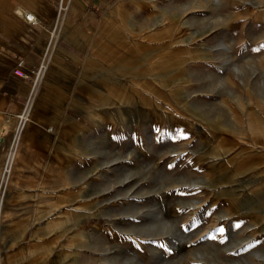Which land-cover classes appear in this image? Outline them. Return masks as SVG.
Masks as SVG:
<instances>
[{"label": "rangeland", "instance_id": "1", "mask_svg": "<svg viewBox=\"0 0 264 264\" xmlns=\"http://www.w3.org/2000/svg\"><path fill=\"white\" fill-rule=\"evenodd\" d=\"M122 9L2 128L0 264H264V0Z\"/></svg>", "mask_w": 264, "mask_h": 264}, {"label": "crops", "instance_id": "2", "mask_svg": "<svg viewBox=\"0 0 264 264\" xmlns=\"http://www.w3.org/2000/svg\"><path fill=\"white\" fill-rule=\"evenodd\" d=\"M124 1L0 0V164H7L15 150L13 139L2 137V128L5 126L8 134L9 126L13 129L18 125L16 113L25 112L31 94L30 83L13 73L16 63L24 60V71L30 72L45 56H49V61L54 56L57 62L64 58L71 59L73 50L88 44L95 28L102 25L108 14L122 16ZM22 11L33 12L39 23L30 25L22 16ZM52 33H55L54 37ZM105 52L102 50L101 55ZM43 91L41 89L37 100L34 99L35 104ZM40 133L43 134L39 130ZM24 139L27 140L21 142L20 146L37 144L35 138ZM10 171L8 169L7 173ZM6 226L12 229V239L19 222L13 220Z\"/></svg>", "mask_w": 264, "mask_h": 264}, {"label": "built area", "instance_id": "3", "mask_svg": "<svg viewBox=\"0 0 264 264\" xmlns=\"http://www.w3.org/2000/svg\"><path fill=\"white\" fill-rule=\"evenodd\" d=\"M22 16L24 19L32 26H36L39 21L38 18L35 16V14L31 12H21ZM55 33H52V36L54 37ZM57 39V38H56ZM48 58V57H47ZM48 62L49 60L42 59L41 62L37 63L30 72H25L24 71V66H25V61L24 60H19L16 63L15 69H14V75L18 78H21L23 80H26L30 83L31 87V94L30 98L28 100V106L25 109L24 114L30 110L31 104L34 102V99L43 84L44 77L46 76L47 73V68H48ZM28 110V111H27ZM24 115L23 119H21V123L23 124L26 116ZM25 118V119H24Z\"/></svg>", "mask_w": 264, "mask_h": 264}, {"label": "bare ground", "instance_id": "4", "mask_svg": "<svg viewBox=\"0 0 264 264\" xmlns=\"http://www.w3.org/2000/svg\"><path fill=\"white\" fill-rule=\"evenodd\" d=\"M31 13H33V12H31ZM34 14V13H33ZM47 75V74H46ZM46 77V76H45ZM45 77H44V80H45ZM36 99V98H35ZM34 104H35V100H34V102L31 104V106H30V110L26 113V115L25 114H23V115H21L20 117H21V119H23V117H24V115L26 116V119H25V126H27L29 123H30V119H31V113H32V110H33V107H34ZM17 144H18V141H17Z\"/></svg>", "mask_w": 264, "mask_h": 264}]
</instances>
